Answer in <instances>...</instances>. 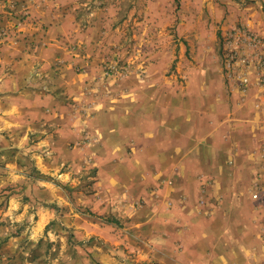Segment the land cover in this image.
I'll return each mask as SVG.
<instances>
[{"label":"crops","instance_id":"0c3cea01","mask_svg":"<svg viewBox=\"0 0 264 264\" xmlns=\"http://www.w3.org/2000/svg\"><path fill=\"white\" fill-rule=\"evenodd\" d=\"M261 18L254 20L264 37ZM1 48L0 137L22 145L36 139L29 152L42 173L57 175L62 165V177L73 180L92 168L83 210L129 220L121 234L139 264H264V85L259 110L238 87L209 82L189 105L165 99L153 111L150 100L112 97L88 110L87 85L77 76L55 84L50 69L33 75L32 62L51 54L16 42ZM107 141L120 157L104 156ZM76 221L82 238L98 234L89 219Z\"/></svg>","mask_w":264,"mask_h":264},{"label":"rangeland","instance_id":"374dc122","mask_svg":"<svg viewBox=\"0 0 264 264\" xmlns=\"http://www.w3.org/2000/svg\"><path fill=\"white\" fill-rule=\"evenodd\" d=\"M256 14L264 22V0H0V50L16 42L51 54L32 62L33 75L46 77L50 69L55 84L77 76L87 85L88 110L98 100L109 106L112 97L150 100L153 111L165 99L189 105L207 82L238 87L259 110L264 37ZM36 141L0 137V264H139L121 234L129 220L83 210L81 192L93 193V169L73 180L62 177V165L57 175L42 173L29 152ZM107 142L104 156L120 157ZM79 217L98 234L82 238ZM103 253L110 261L97 259Z\"/></svg>","mask_w":264,"mask_h":264},{"label":"built area","instance_id":"2783aa9c","mask_svg":"<svg viewBox=\"0 0 264 264\" xmlns=\"http://www.w3.org/2000/svg\"><path fill=\"white\" fill-rule=\"evenodd\" d=\"M233 58H234V56L233 55H230L229 59L232 60ZM253 197L257 198V195L254 194Z\"/></svg>","mask_w":264,"mask_h":264}]
</instances>
